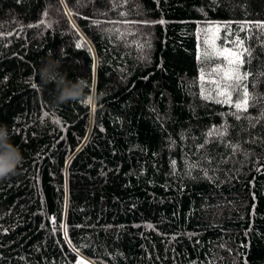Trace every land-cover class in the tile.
Returning <instances> with one entry per match:
<instances>
[{
  "label": "trees",
  "instance_id": "16d2710c",
  "mask_svg": "<svg viewBox=\"0 0 264 264\" xmlns=\"http://www.w3.org/2000/svg\"><path fill=\"white\" fill-rule=\"evenodd\" d=\"M0 264H264V0H0Z\"/></svg>",
  "mask_w": 264,
  "mask_h": 264
}]
</instances>
